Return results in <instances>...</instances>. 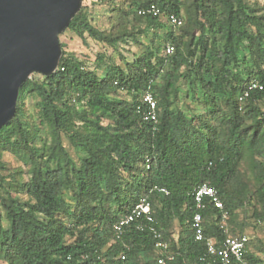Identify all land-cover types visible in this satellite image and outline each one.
I'll return each mask as SVG.
<instances>
[{
  "label": "trees",
  "instance_id": "16d2710c",
  "mask_svg": "<svg viewBox=\"0 0 264 264\" xmlns=\"http://www.w3.org/2000/svg\"><path fill=\"white\" fill-rule=\"evenodd\" d=\"M100 1L110 5L109 29L82 5L64 29L100 45L94 59L59 42L55 71L21 84L15 114L0 127V264H156L163 253L149 232L130 227L116 238L112 230L143 195L174 255L165 264L198 262L205 247L191 228L192 193L205 181L228 214L223 225L208 203L205 236L219 244L264 225V89L238 100L248 80L264 77V0ZM152 4L159 15L138 13ZM126 44L141 51L129 59ZM146 90L156 122L141 114ZM5 154L21 163L7 175ZM249 245L245 260L264 264Z\"/></svg>",
  "mask_w": 264,
  "mask_h": 264
},
{
  "label": "water",
  "instance_id": "95a60500",
  "mask_svg": "<svg viewBox=\"0 0 264 264\" xmlns=\"http://www.w3.org/2000/svg\"><path fill=\"white\" fill-rule=\"evenodd\" d=\"M80 6L81 0H0V127L15 114L21 84L57 68L58 35Z\"/></svg>",
  "mask_w": 264,
  "mask_h": 264
},
{
  "label": "built area",
  "instance_id": "2783aa9c",
  "mask_svg": "<svg viewBox=\"0 0 264 264\" xmlns=\"http://www.w3.org/2000/svg\"><path fill=\"white\" fill-rule=\"evenodd\" d=\"M149 12L153 15H159L160 11L153 4L147 9L138 10V13ZM167 20L172 25H181L182 19L174 14H168ZM174 50L173 45L167 44L165 47V53L170 54ZM264 89V77L261 79H251L245 84V88L242 94L239 95L238 100L242 102L249 96L251 91H260ZM141 104L145 106V109L141 111L144 120L156 122V100L153 93L149 90L142 92ZM148 160H146V168ZM160 191L167 193L165 188H160ZM193 200L196 211L191 219V228L193 236L196 241L204 243L205 251L198 257V262H192L190 264H231L232 261L242 262L243 264H253L246 261L244 254L247 251V245L250 240L246 233H240L237 235H226L218 244L213 237H207L204 234L202 226V210H204L207 204H211L215 209L220 212V222L224 225L228 217L227 212L224 209L223 203L218 197V194L209 181H205L198 185L193 193ZM222 225V226H223ZM130 227L139 231H147L151 234L154 248L167 254H160L156 257V264H165L167 259H172L174 255L169 251V243L164 240L160 229L157 227L152 214L151 204L145 195L141 196L138 201L129 209V211L119 218L113 225L112 230L116 238H120ZM224 231L227 232V228L224 226ZM87 254H84L86 257ZM125 255L120 254V260H124Z\"/></svg>",
  "mask_w": 264,
  "mask_h": 264
},
{
  "label": "rangeland",
  "instance_id": "374dc122",
  "mask_svg": "<svg viewBox=\"0 0 264 264\" xmlns=\"http://www.w3.org/2000/svg\"><path fill=\"white\" fill-rule=\"evenodd\" d=\"M82 7H85L87 16L90 19L91 23L99 27L101 29H109L110 28V15L112 12L110 11V5L102 2L100 0H81ZM81 7V6H80ZM162 32V31H159ZM152 36V32L149 31L146 34V37H141V40L147 43L149 38ZM59 42L65 45V50L69 52H73L75 55L79 57V59H94L96 51L101 49L100 45L95 44L89 38H87L86 43H82L81 40L75 36L69 30H64L62 33L58 35ZM166 42V41H165ZM164 42V43H165ZM120 49H122L121 53L127 57L131 58L132 52H139L141 51L140 45L135 44H126L120 45ZM112 58L114 59L115 63L122 64L119 55L116 52L112 53ZM90 67L91 64H88ZM33 77L38 76V73H32ZM123 95V94H121ZM181 105L183 106V102L180 100ZM27 110L30 112L34 111L32 104L30 101H27ZM63 145L67 148L71 156L76 159L73 150L67 140L63 138ZM3 159L5 160L8 171H4L7 175L8 172H11V169L19 167L21 163L13 156L9 154H5ZM12 190L15 191V185L13 186ZM244 215L247 217L250 215V211H246L245 214L242 212L239 213L238 221H240ZM248 222V220H246ZM244 233H246L250 238V245L249 250L253 252L256 256H258L261 260L264 261V225L259 224L256 227H253L251 224H247L244 228Z\"/></svg>",
  "mask_w": 264,
  "mask_h": 264
}]
</instances>
